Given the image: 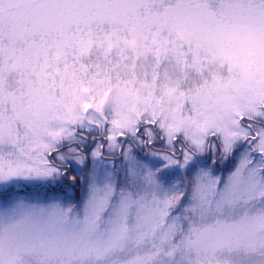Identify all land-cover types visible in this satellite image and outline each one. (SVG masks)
<instances>
[{"label":"snow or ice","instance_id":"obj_1","mask_svg":"<svg viewBox=\"0 0 264 264\" xmlns=\"http://www.w3.org/2000/svg\"><path fill=\"white\" fill-rule=\"evenodd\" d=\"M0 264H264V0H0Z\"/></svg>","mask_w":264,"mask_h":264}]
</instances>
